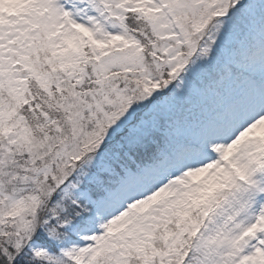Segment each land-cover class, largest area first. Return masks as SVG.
<instances>
[{"label": "snow or ice", "instance_id": "1", "mask_svg": "<svg viewBox=\"0 0 264 264\" xmlns=\"http://www.w3.org/2000/svg\"><path fill=\"white\" fill-rule=\"evenodd\" d=\"M0 264H264V0H0Z\"/></svg>", "mask_w": 264, "mask_h": 264}]
</instances>
